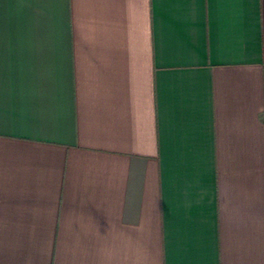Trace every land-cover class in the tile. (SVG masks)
Listing matches in <instances>:
<instances>
[{
	"label": "crops",
	"instance_id": "obj_1",
	"mask_svg": "<svg viewBox=\"0 0 264 264\" xmlns=\"http://www.w3.org/2000/svg\"><path fill=\"white\" fill-rule=\"evenodd\" d=\"M0 264H264V0H0Z\"/></svg>",
	"mask_w": 264,
	"mask_h": 264
}]
</instances>
